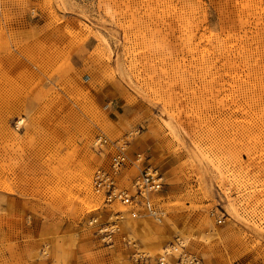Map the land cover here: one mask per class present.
I'll return each instance as SVG.
<instances>
[{
  "label": "rangeland",
  "instance_id": "374dc122",
  "mask_svg": "<svg viewBox=\"0 0 264 264\" xmlns=\"http://www.w3.org/2000/svg\"><path fill=\"white\" fill-rule=\"evenodd\" d=\"M98 139L164 178L144 240ZM184 257L264 264V0H0V264Z\"/></svg>",
  "mask_w": 264,
  "mask_h": 264
},
{
  "label": "built area",
  "instance_id": "2783aa9c",
  "mask_svg": "<svg viewBox=\"0 0 264 264\" xmlns=\"http://www.w3.org/2000/svg\"><path fill=\"white\" fill-rule=\"evenodd\" d=\"M97 146L106 145L113 150V154L107 169L99 168L92 176V186L94 191L102 197L105 205L118 203L121 205L126 215L131 219L142 216L160 221L163 211L156 202V197L162 192L164 178L159 171L148 164L142 155H136L130 159L126 154V144L120 141L108 143L106 139H98ZM128 168L134 169L135 175L129 179L127 187L119 186L120 174ZM123 220L122 215L115 217ZM165 264L164 261H159ZM180 264H199L195 258L184 257L180 259Z\"/></svg>",
  "mask_w": 264,
  "mask_h": 264
},
{
  "label": "bare ground",
  "instance_id": "6f19581e",
  "mask_svg": "<svg viewBox=\"0 0 264 264\" xmlns=\"http://www.w3.org/2000/svg\"><path fill=\"white\" fill-rule=\"evenodd\" d=\"M21 123V121L19 120L18 121V124H20ZM107 138V137H106ZM83 170V169H82ZM87 175H88V169L86 170V169H84L83 171H82V174H81V176L83 177V179H84V182L86 181L87 182ZM23 188V187H22ZM25 189V188H24ZM19 191V194L20 195H24L25 194V192H26V189H25V192H24V190H18ZM116 204V203H115ZM129 219V218H128ZM131 219V218H130ZM133 220H137V222L134 224V227H135V232L137 233V237L138 238H140V240H144L145 238H148V235H149V231H150V227H152V221H153V219H151V218H148V217H145V216H142V217H140L139 219H133ZM128 223V222H127ZM123 224V223H122ZM130 225V224H129ZM110 226H112V225H110ZM131 226H133L132 224L130 225V227ZM115 227V229H116V225L114 226ZM104 232V231H103ZM146 246V249L150 252V253H153V254H155L153 251V247H152V245L151 244H145ZM164 252V251H163ZM165 252H166V250H165ZM162 259V258H161ZM164 263L165 264H168L166 261H164Z\"/></svg>",
  "mask_w": 264,
  "mask_h": 264
}]
</instances>
